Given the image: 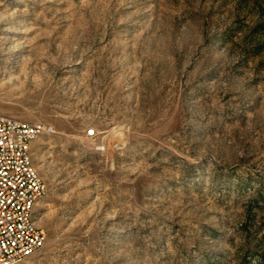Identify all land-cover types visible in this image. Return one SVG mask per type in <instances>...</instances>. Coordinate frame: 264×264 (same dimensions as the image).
Wrapping results in <instances>:
<instances>
[{"label": "rangeland", "instance_id": "rangeland-1", "mask_svg": "<svg viewBox=\"0 0 264 264\" xmlns=\"http://www.w3.org/2000/svg\"><path fill=\"white\" fill-rule=\"evenodd\" d=\"M0 113L47 127L19 264H264V0H0Z\"/></svg>", "mask_w": 264, "mask_h": 264}, {"label": "built area", "instance_id": "built-area-1", "mask_svg": "<svg viewBox=\"0 0 264 264\" xmlns=\"http://www.w3.org/2000/svg\"><path fill=\"white\" fill-rule=\"evenodd\" d=\"M45 131L41 123L0 113V264H19L45 245L34 209L47 188L31 153L32 142Z\"/></svg>", "mask_w": 264, "mask_h": 264}]
</instances>
